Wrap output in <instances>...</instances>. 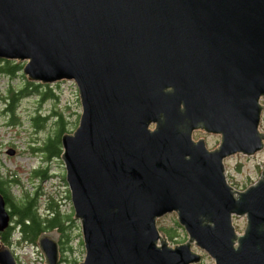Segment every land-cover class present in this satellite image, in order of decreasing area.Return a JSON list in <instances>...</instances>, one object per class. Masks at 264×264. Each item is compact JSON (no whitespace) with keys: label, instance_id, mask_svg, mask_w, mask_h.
<instances>
[{"label":"water","instance_id":"obj_1","mask_svg":"<svg viewBox=\"0 0 264 264\" xmlns=\"http://www.w3.org/2000/svg\"><path fill=\"white\" fill-rule=\"evenodd\" d=\"M0 59L77 87L60 159L79 264H264V165L241 192L224 167L264 149V0H0ZM171 213L187 234L175 247L157 228ZM9 220L0 195V231ZM58 240L39 238L45 264H60ZM0 264H17L2 244Z\"/></svg>","mask_w":264,"mask_h":264},{"label":"rangeland","instance_id":"obj_2","mask_svg":"<svg viewBox=\"0 0 264 264\" xmlns=\"http://www.w3.org/2000/svg\"><path fill=\"white\" fill-rule=\"evenodd\" d=\"M26 82L22 73L14 76L0 73V176L9 173L14 176L19 186L13 187L12 194L17 199H21L28 193L40 192L44 196L39 199L40 207H43L46 199L50 197L54 198V202L59 203L62 214L70 215L73 220L67 232L74 246V252L68 253L67 257L80 258L81 262L84 258L81 229L79 222L73 217L65 170L60 156L45 161L41 153L30 149L31 146L41 147L43 142L53 135L58 117L52 116V113L63 117L69 131L72 132L77 127L81 114L78 91L72 81L50 85L29 82L41 87L38 92L25 93L18 100L15 107L16 121L10 124V116L2 113L3 107L7 104L2 100L9 97L10 93H19L24 90ZM49 89L51 94L43 97L42 93ZM261 106L263 111L259 131L264 132V100H261ZM193 139L195 141L202 139L208 149L215 148L220 142L219 136L202 131L195 132ZM10 149L15 151L14 155L6 153ZM224 163L228 182L236 190L242 191L260 177L264 165V149L253 156L236 154L227 158ZM233 224L238 233H242L246 226L245 219L239 217H233ZM157 226L175 231L177 235L175 245H181L187 239V234L179 226L175 213L158 219ZM174 244L171 245L174 246ZM9 247L19 264H45L43 255L38 249L34 250L33 247L18 244L15 241L13 246ZM193 251L204 254L194 247ZM61 264L73 263L62 261ZM201 264H213V260L204 255Z\"/></svg>","mask_w":264,"mask_h":264},{"label":"trees","instance_id":"obj_3","mask_svg":"<svg viewBox=\"0 0 264 264\" xmlns=\"http://www.w3.org/2000/svg\"><path fill=\"white\" fill-rule=\"evenodd\" d=\"M23 64L16 61H0V73L8 76H14L17 73H21ZM41 86L26 82V88L19 93H10L9 97H5L2 101L7 103L2 110V113L10 116V124L16 121L15 107L18 100L26 94L38 92ZM8 94V92H7ZM51 94L49 89L47 92H43V97H47ZM57 116L56 129L48 139L45 140L42 147L32 149L34 151L42 152L44 159H51L60 156L61 153V137L66 133H71L67 129L66 123L61 115ZM2 179V180H1ZM4 180V181H3ZM10 183L12 185H17L15 179L10 176L7 178L0 177V194L3 195L7 208L10 211V216L14 219V225L12 230L18 231V236L15 241L18 244H23L26 246H36L37 241L43 233L51 232L56 230L60 235V256L61 260L66 263L78 264L80 258H68L67 254L74 252V246L71 243V238L67 232L73 223L70 215H63L59 203L54 202V198H47L43 207L39 205V194L34 196L25 194L21 199H17L10 189L7 193L6 185ZM35 197V198H34ZM70 217V218H68ZM159 226V225H158ZM158 229L163 232L167 238L169 244H174L176 242V233L171 229H165L163 227H158ZM12 232V231H11ZM11 232L6 234H0V242L5 246H10L12 243ZM175 245V244H174Z\"/></svg>","mask_w":264,"mask_h":264},{"label":"flooded vegetation","instance_id":"obj_4","mask_svg":"<svg viewBox=\"0 0 264 264\" xmlns=\"http://www.w3.org/2000/svg\"><path fill=\"white\" fill-rule=\"evenodd\" d=\"M152 129H154V127H152ZM195 132H199V131H194L193 133H192V138H193V136H194V134H195ZM194 140V139H193ZM199 140H202V139H199ZM195 141V140H194ZM198 141V140H197ZM205 146H206V144H205ZM217 147V146H216ZM215 147V148H216ZM207 148V147H206ZM215 148H213V149H215ZM213 149H208L207 148V150H209V151H212ZM10 233L11 232V230L9 231L8 229H6L5 231H2V232H0V234L2 235H4V234H6V233ZM1 243V242H0ZM11 246H13V244L11 245Z\"/></svg>","mask_w":264,"mask_h":264}]
</instances>
